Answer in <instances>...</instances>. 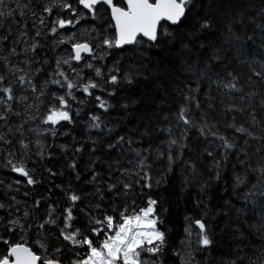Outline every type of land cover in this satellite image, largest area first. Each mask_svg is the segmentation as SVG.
Wrapping results in <instances>:
<instances>
[{
	"label": "snow or ice",
	"instance_id": "snow-or-ice-1",
	"mask_svg": "<svg viewBox=\"0 0 264 264\" xmlns=\"http://www.w3.org/2000/svg\"><path fill=\"white\" fill-rule=\"evenodd\" d=\"M15 5L0 0V264H168L173 195L172 264H264V0ZM218 235L235 241L219 260Z\"/></svg>",
	"mask_w": 264,
	"mask_h": 264
},
{
	"label": "trees",
	"instance_id": "trees-1",
	"mask_svg": "<svg viewBox=\"0 0 264 264\" xmlns=\"http://www.w3.org/2000/svg\"><path fill=\"white\" fill-rule=\"evenodd\" d=\"M15 31V30H14ZM75 134H79V129L75 130ZM61 141L71 143V137H61ZM215 200H219V193H214ZM165 207L170 208L169 213H163L166 223L162 226L163 230L168 233L170 238L169 243L170 247L168 248V264H172L173 260L176 258L171 257L172 246L177 245L179 240L183 237V223H184V213L187 209H185L183 202H178L176 197L173 195L168 200L165 201ZM254 232V230H253ZM248 240H255L256 244L259 245L260 241L258 237L255 235H249ZM235 241H233L228 235L217 236L216 247L213 251V256L219 260L220 257H227L232 254L231 245H234ZM249 252L252 249H248ZM259 253H257L258 255ZM176 264H179V261L176 260Z\"/></svg>",
	"mask_w": 264,
	"mask_h": 264
},
{
	"label": "rangeland",
	"instance_id": "rangeland-1",
	"mask_svg": "<svg viewBox=\"0 0 264 264\" xmlns=\"http://www.w3.org/2000/svg\"><path fill=\"white\" fill-rule=\"evenodd\" d=\"M6 5H11L12 7H15V0H7L5 2ZM0 10L1 11H7L8 9L7 8H3V7H0Z\"/></svg>",
	"mask_w": 264,
	"mask_h": 264
},
{
	"label": "bare ground",
	"instance_id": "bare-ground-1",
	"mask_svg": "<svg viewBox=\"0 0 264 264\" xmlns=\"http://www.w3.org/2000/svg\"><path fill=\"white\" fill-rule=\"evenodd\" d=\"M7 0H5V2H6ZM1 11V10H0Z\"/></svg>",
	"mask_w": 264,
	"mask_h": 264
}]
</instances>
